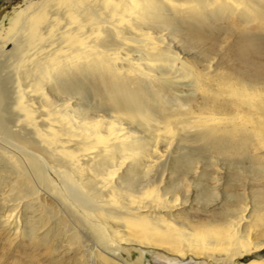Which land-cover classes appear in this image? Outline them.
Returning <instances> with one entry per match:
<instances>
[{
	"label": "bare ground",
	"instance_id": "1",
	"mask_svg": "<svg viewBox=\"0 0 264 264\" xmlns=\"http://www.w3.org/2000/svg\"><path fill=\"white\" fill-rule=\"evenodd\" d=\"M5 7L0 264H264L262 194H232L220 218L179 213L200 158L262 173L264 0Z\"/></svg>",
	"mask_w": 264,
	"mask_h": 264
},
{
	"label": "rangeland",
	"instance_id": "2",
	"mask_svg": "<svg viewBox=\"0 0 264 264\" xmlns=\"http://www.w3.org/2000/svg\"><path fill=\"white\" fill-rule=\"evenodd\" d=\"M8 1L9 4H6V7H9L10 4L14 5L17 1L24 2L25 0H0V10L5 7L2 5ZM4 11L7 12L9 9L6 8ZM221 52L222 51L218 52L217 56L222 57ZM258 56L259 57L256 58V60L264 64V55ZM235 58L236 57H233L227 61L226 65L232 63L234 64L233 66H239L237 58ZM216 59H218V57ZM261 152L263 163V146L260 150V153ZM225 157L226 156H210V160H214V163L211 165H206V158H200L198 164H194L193 168L188 173L187 180H185L183 187V191L188 192V201L179 211L182 216L188 215L194 221H204L212 217L220 218V214L223 215L224 211L229 208H236L235 204L232 202V194H241L244 196L245 201L249 206L253 205L254 196L257 193L262 194V201H264V166H262V173H259L257 171L258 163L255 161L244 160L241 163L232 164L229 160L224 161L223 158ZM204 173L208 174L203 175ZM205 188L213 189L216 192V195L209 201H206L205 198L199 195L200 193H197L198 190L201 192ZM228 205L230 207H228ZM256 228L259 231L261 226H256ZM263 237L264 235L262 234V238ZM258 253V257L264 258V249ZM138 257L139 253L135 250L132 251V260H136ZM155 258V254L147 252L142 264H167L166 262L158 259L156 260Z\"/></svg>",
	"mask_w": 264,
	"mask_h": 264
}]
</instances>
